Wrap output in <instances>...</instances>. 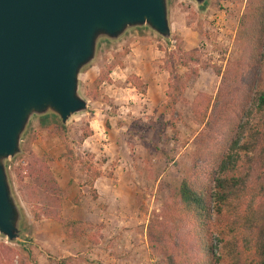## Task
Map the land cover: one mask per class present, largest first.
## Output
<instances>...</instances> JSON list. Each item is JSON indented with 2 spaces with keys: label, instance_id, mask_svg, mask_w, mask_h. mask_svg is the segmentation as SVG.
I'll return each mask as SVG.
<instances>
[{
  "label": "rangeland",
  "instance_id": "obj_1",
  "mask_svg": "<svg viewBox=\"0 0 264 264\" xmlns=\"http://www.w3.org/2000/svg\"><path fill=\"white\" fill-rule=\"evenodd\" d=\"M167 3L168 41L142 28L128 31L116 42L98 43L94 61L79 76L78 92L87 110L62 126L65 139L54 136L52 125L43 128L41 118L30 120L21 138L20 154L6 163L21 214V237L13 244L0 237V245L29 255L35 264H56L61 259L65 264L158 262L146 246L148 221L160 213L169 188L186 178L190 169L202 166L204 158L199 149L204 124L194 118L192 102L198 94L215 97L221 90V100L212 104L208 118L220 110L235 122L245 113H233L239 103L234 94H239L235 91L240 85L232 79L231 65L240 55L234 40L247 0H205L202 11L192 0ZM178 43L183 51L195 52L200 64L191 65L198 70L195 78L185 68L174 69L187 81L183 98L173 106L166 94L170 82L167 67L169 54ZM202 64L208 68L201 69ZM213 68L220 69L221 75L216 76ZM102 77L106 79L96 87L95 81ZM137 81L144 92L136 88ZM94 94L97 98L91 100ZM86 132L90 136L82 140ZM68 152L72 153L68 158L83 162L91 157L101 173L92 188L79 167L66 169ZM30 154L53 159L51 173L63 194L61 217L94 224L100 227L98 231L71 240L57 223L34 220L24 186L31 182L25 172L22 182L16 174ZM19 261L17 255L13 264Z\"/></svg>",
  "mask_w": 264,
  "mask_h": 264
},
{
  "label": "trees",
  "instance_id": "obj_2",
  "mask_svg": "<svg viewBox=\"0 0 264 264\" xmlns=\"http://www.w3.org/2000/svg\"><path fill=\"white\" fill-rule=\"evenodd\" d=\"M234 42L240 55L231 65L232 79L240 86L235 91L239 94H234L239 103L233 113H245L235 122L229 121L220 110L214 118H208L212 104L221 100V90L215 97L198 94L192 102L194 118L204 124L205 130L199 136L204 158L202 166L195 171L190 169L186 178L169 188L160 213L148 221L146 246L157 256L156 264H264V0H247ZM169 58L170 82L166 94L174 106L183 98L187 81L177 76L174 69L185 68L195 78L198 70L191 65L200 62L195 52L183 51L180 43ZM200 68L207 69L208 64ZM213 72L221 75L218 68H213ZM105 79L96 80L95 86ZM135 86L144 92L138 81ZM96 98L94 94L91 100ZM224 102L226 105L225 99ZM40 122L43 128L52 125L54 136L65 139L66 128L56 117L47 115ZM89 136L90 132L84 133L82 140ZM29 156L25 167H18L16 174L22 182L25 172L31 182L24 186L34 220L44 218L57 223L71 240L94 229L98 231L100 227L94 224L61 217L63 194L51 173L53 159ZM69 156L71 152L65 156L66 169L79 167L92 188L101 173L92 165L91 157L88 155L83 162ZM17 255L19 264H35L29 255L0 245V264H13ZM56 264L65 261L57 260Z\"/></svg>",
  "mask_w": 264,
  "mask_h": 264
},
{
  "label": "water",
  "instance_id": "obj_3",
  "mask_svg": "<svg viewBox=\"0 0 264 264\" xmlns=\"http://www.w3.org/2000/svg\"><path fill=\"white\" fill-rule=\"evenodd\" d=\"M202 7L205 0H192ZM168 0H0V237L17 243L21 214L6 163L34 117L61 126L86 112L79 76L98 43L145 28L170 39Z\"/></svg>",
  "mask_w": 264,
  "mask_h": 264
}]
</instances>
